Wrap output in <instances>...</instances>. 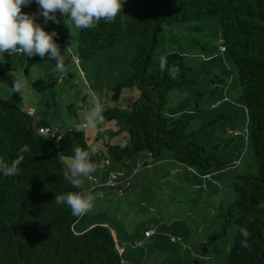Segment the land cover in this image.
<instances>
[{"label":"rangeland","instance_id":"374dc122","mask_svg":"<svg viewBox=\"0 0 264 264\" xmlns=\"http://www.w3.org/2000/svg\"><path fill=\"white\" fill-rule=\"evenodd\" d=\"M37 22L57 33L55 42L66 59L63 72L56 70L54 60L39 56L41 63H25L27 75L24 68L9 71L5 57L0 56V97L30 113L35 127L59 129L64 134L78 129L94 97L100 98L103 112L129 110L138 100L136 87L120 86L131 74L133 42L82 61L77 56L78 29L69 19L45 23L37 15ZM199 26L203 32L195 35L200 42L197 46L189 43L193 34L187 24L165 27L149 70L167 54L183 56L189 69L186 78L196 84L170 93L163 115L188 122L187 133L196 134L191 141L207 151L217 147L225 167L190 169L176 163L168 152L156 161L141 153L117 162L106 147L128 146L127 125L103 120L95 129L83 131L87 150L97 149L90 153L95 171L82 177L85 192L94 197V207L75 231L83 233L96 225L110 228L123 264L226 263L236 227L229 226L222 238L211 239L222 230L223 215L236 200V178L258 171L237 73L219 47V19H206ZM52 74L56 76L54 86L41 90L32 86L37 80L46 86ZM15 80L21 85L19 93L13 89ZM66 158L62 159L64 166Z\"/></svg>","mask_w":264,"mask_h":264},{"label":"trees","instance_id":"16d2710c","mask_svg":"<svg viewBox=\"0 0 264 264\" xmlns=\"http://www.w3.org/2000/svg\"><path fill=\"white\" fill-rule=\"evenodd\" d=\"M22 11L38 14L39 9L32 3ZM56 17L59 22L67 19L59 12ZM210 18L219 19V47L225 49L237 73L249 122V145L258 166L256 175L234 181L236 200L211 241L222 238L233 225L237 233L224 264H264V0H125L114 21L101 20L93 28L78 30L77 56L89 61L101 51L134 43L131 74L120 86L136 87L139 98L129 110L102 114L104 121L128 126L127 147H106L115 161L141 153L156 161L168 152L176 163L190 169H220L226 164L217 156V147L207 151L191 141L196 134L187 133L188 122L163 115L170 93L196 84L186 78L189 69L183 56L167 54L163 71L161 60L149 70L165 27L187 24L193 34L189 43L197 46L195 35L203 32L199 23ZM20 54L5 53L9 71L24 68L27 75L26 62L41 63L38 56ZM55 82L52 74L46 86L40 80L32 86L41 90ZM22 145H28L31 152L24 154L19 174L0 177V264H123L110 228L96 225L77 233L84 216L73 217L70 209L54 201L56 194L77 191L64 179L62 159L71 157L76 147L87 150L83 131L59 133L54 139L42 137L30 113L0 97V156L11 160ZM81 190L85 192L83 186ZM241 228L249 232L246 246L241 243Z\"/></svg>","mask_w":264,"mask_h":264},{"label":"clouds","instance_id":"9594fccd","mask_svg":"<svg viewBox=\"0 0 264 264\" xmlns=\"http://www.w3.org/2000/svg\"><path fill=\"white\" fill-rule=\"evenodd\" d=\"M32 3L38 5V14L23 12L22 8ZM125 0H0V56L5 53L11 55L20 51L26 57L39 56L54 60L56 70L64 71V59L59 45L55 42V31L48 32L37 22V15L44 22L52 21L59 24L56 13L67 17L78 30L95 27L101 20L112 22L122 11ZM161 70L165 68V58L160 61ZM169 75H173L169 71ZM13 89L20 92L21 85L15 80ZM103 108L99 97H94L92 107L85 114L77 131L95 129L103 122ZM96 148L81 150L76 147L73 155L66 158L64 179L77 191H68L55 195V202L70 209L73 217L79 218L90 212L94 207L92 194L84 192L82 177L95 171L91 162L90 153H95ZM28 145L18 149L15 158L8 160L0 156V177H13L19 174V166L24 160V154L30 153ZM242 246H246L249 232L241 228Z\"/></svg>","mask_w":264,"mask_h":264},{"label":"built area","instance_id":"2783aa9c","mask_svg":"<svg viewBox=\"0 0 264 264\" xmlns=\"http://www.w3.org/2000/svg\"><path fill=\"white\" fill-rule=\"evenodd\" d=\"M221 51L224 52L225 49L221 48ZM36 130L38 134L41 135L42 137L51 138V139H54L60 133L59 129H51V128H46L44 126L36 127ZM114 178L115 177L112 176V180Z\"/></svg>","mask_w":264,"mask_h":264}]
</instances>
